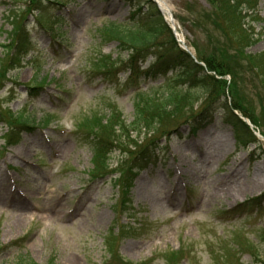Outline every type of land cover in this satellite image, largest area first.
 <instances>
[{
    "label": "rangeland",
    "instance_id": "obj_1",
    "mask_svg": "<svg viewBox=\"0 0 264 264\" xmlns=\"http://www.w3.org/2000/svg\"><path fill=\"white\" fill-rule=\"evenodd\" d=\"M57 1L61 5H55ZM163 1L171 10L178 36L152 0H0V46L13 33L12 17L22 19L32 39L28 55L0 90V101L18 118L39 126L23 129L20 141L5 147L7 128L0 123V246L4 248L0 264L29 260L35 264H112L118 258L134 264H213L232 248L228 243L236 233L240 240L255 245V256L231 251V260L239 257L242 264H264V242L255 237L256 231L264 229V141L260 140L259 147L239 151L231 139L233 129L216 122L208 133L221 134L218 140L224 148L197 147L201 134L190 138L189 127L177 125L172 118L156 123L149 116L147 122L134 125V88L125 85L127 72L122 68L120 74L102 77L94 70L101 57L119 62L132 53L130 45L107 39L106 26L133 23L136 27L149 21L151 25V17H156L153 26L160 25L157 17L165 23L158 29V43L168 49L181 41L194 57L217 56L222 49L235 52L236 45L225 38L226 28L210 0ZM247 13L245 22L258 40L247 53L264 55V0H257L253 14ZM144 56L147 68L153 62V50ZM232 60L236 74L224 78L235 87L234 96L264 126V86L254 79L261 72L244 56ZM162 80L139 81L141 91H152L148 101L159 99ZM179 84L174 81L171 86ZM37 85L40 89L30 90ZM192 91L195 96L201 94ZM45 118L49 123L42 126ZM102 118H112L113 124L123 127H115L106 171L127 167L132 159L140 162L141 152L152 151L124 198L126 211L119 222L115 202L120 196L110 178L91 181L99 171L91 159V134L81 126L86 119ZM171 131L182 136L166 139ZM246 183L249 189L240 192ZM256 197L263 198L261 211L240 209L257 212L256 217L227 219L239 205ZM120 233L132 235L121 238ZM105 241L113 245L114 256L110 257ZM180 246L187 248L183 262L178 260Z\"/></svg>",
    "mask_w": 264,
    "mask_h": 264
},
{
    "label": "trees",
    "instance_id": "obj_2",
    "mask_svg": "<svg viewBox=\"0 0 264 264\" xmlns=\"http://www.w3.org/2000/svg\"><path fill=\"white\" fill-rule=\"evenodd\" d=\"M210 3L215 7L216 16L220 17L226 28L225 38L230 39L229 42L233 41L234 45H236L234 53L231 54L227 49H222L217 56L213 55L209 58L198 57V61L205 65V68H203L180 50L176 43L173 42L170 49L167 48L166 44H159L158 38L160 35L158 29L160 30V25L163 26L165 23L162 22L161 17H157L160 25L157 26L155 24L153 26L156 23V17H151V25L149 21L147 24L137 25L138 23H136L134 29L125 25L115 24H111L106 28L105 33L108 37L120 40L121 44L130 45L132 53L126 63L120 62L116 64L102 59L99 65L106 70L117 65H125L130 77H134V79L144 76V78L154 80L158 77H166L169 72H173L170 78L164 80L163 93L159 95V99H156V101L150 102V100H147L150 93H135L134 110L136 111V116L133 121L134 125H139L141 121L147 122L149 116L151 121H156V123L159 120L163 122L167 118H172L173 122L178 123L177 125L188 124L192 132H196L206 128L218 119L224 125L233 129V136L238 145L247 146L249 143H257L256 137L234 111L248 118L262 135H264V126L260 119L253 114L254 112L251 111V108L247 105L243 106L237 96H234L235 87L233 84L228 85L224 77L236 74L232 58L236 55L244 56L248 64H252L256 72H261V74L258 72L254 79H257L264 86V55L252 56L247 53V49L252 44H255L254 42L257 39H254L251 35L252 29L248 25L249 23L245 22L249 16L247 12L250 10L244 9V6L251 5L254 10L256 0H210ZM12 20H14L11 24L13 33L12 35L10 34L9 44L3 46V53L0 56V76H3L20 63L29 44L22 19L19 22L17 17H12ZM166 28L169 32L167 26ZM150 49L153 50L154 61L149 69L143 72L137 63L140 59L145 58L144 54ZM174 81L180 82L177 88H172L171 86ZM262 89L264 91V87ZM192 90L201 94L195 96ZM227 93H230V102L226 99ZM203 99V105L194 110L198 101ZM187 109L190 111L188 112ZM12 118H14V115L11 114L10 119ZM24 121L28 123V120L25 119ZM47 123L48 119L43 121L44 125H47ZM121 125L122 123L113 124L112 118L106 119L104 123L96 119H87L82 125L91 134L89 145L92 152L93 165L100 175L108 174L106 164H108V156L114 147L112 141L115 142V127L123 128ZM157 125L160 126L162 123ZM165 130L163 128V131ZM142 160L146 161V158ZM140 167V165H132L131 168L127 167V171H125L126 167L112 171V173L118 172L119 176L115 179V183L118 184V188L124 195L127 194L131 186L133 173L137 172ZM262 235L264 237V233ZM234 238L235 249H232V251L243 250L255 256V247L251 243H242L236 237ZM232 258L233 255L229 251L223 257L215 258L213 264H238V261H232ZM256 263L254 262V264ZM16 264L35 263L29 260L20 261Z\"/></svg>",
    "mask_w": 264,
    "mask_h": 264
},
{
    "label": "bare ground",
    "instance_id": "obj_3",
    "mask_svg": "<svg viewBox=\"0 0 264 264\" xmlns=\"http://www.w3.org/2000/svg\"><path fill=\"white\" fill-rule=\"evenodd\" d=\"M157 3L159 4V7L161 9V11L163 12L164 16L166 17L167 21H170L171 18V10L169 8L168 5L165 4V2L163 0H156ZM205 136H207V138H205ZM218 136L219 135H203L202 141H199L198 144L199 145H204V144H211V146H220L222 148H224V144L218 140ZM210 139H215L216 141L214 142H210V143H206L205 141L210 140ZM205 142V143H203ZM249 189V185L248 183L246 184H241L239 191L242 193H245L247 190Z\"/></svg>",
    "mask_w": 264,
    "mask_h": 264
}]
</instances>
